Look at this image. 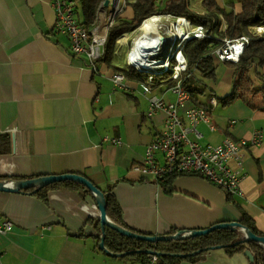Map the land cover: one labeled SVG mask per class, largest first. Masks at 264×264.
<instances>
[{
    "label": "crops",
    "instance_id": "0c3cea01",
    "mask_svg": "<svg viewBox=\"0 0 264 264\" xmlns=\"http://www.w3.org/2000/svg\"><path fill=\"white\" fill-rule=\"evenodd\" d=\"M217 2L229 9L223 0ZM233 9L241 12V4L235 2ZM122 11L125 18L133 16L126 4ZM154 18L158 19L146 21L118 41L116 54L122 55L128 46L127 64L129 54H135V42L142 44L139 36L147 23H156L152 29L168 40L164 56L172 47V29L179 26L183 34L184 21L170 26V15ZM161 18L166 20L159 22ZM55 21L51 0H0V177L82 175L101 191L112 190L125 225L147 235L206 229L240 221L244 214L254 219L264 235L262 81L259 86L237 84L238 97L221 107L219 102L209 105L213 91L207 99L198 96L216 125L211 130L205 122L198 124L203 134L200 144H217L227 137L250 139L256 131L263 134L261 143L246 147L243 194L229 198L223 188L198 175L176 177L173 192L167 193L154 178L134 167L143 163L147 146L164 129L165 113L149 116L148 97L175 101L170 86L164 83L151 88L144 81L127 78L126 87L116 86L111 79L114 67L99 61L94 68L73 54L69 39L55 30ZM193 45H189L190 54ZM214 62L222 63L215 58ZM248 71L240 73L249 76ZM261 72L264 75V68ZM178 112L188 125L184 108ZM107 138H119L122 143L112 144ZM96 204L94 193L81 188L53 189L46 200L32 193L0 191V221L14 223L10 232H0V264H142L138 257H118L96 246ZM178 264L252 261L244 251L229 254L219 248L200 261L184 259Z\"/></svg>",
    "mask_w": 264,
    "mask_h": 264
},
{
    "label": "trees",
    "instance_id": "16d2710c",
    "mask_svg": "<svg viewBox=\"0 0 264 264\" xmlns=\"http://www.w3.org/2000/svg\"><path fill=\"white\" fill-rule=\"evenodd\" d=\"M103 1L104 0H76V12L80 23L87 27L95 25ZM125 2L127 7L132 8L133 16L131 18H125L123 11L114 16V24L109 28L105 53L100 60L101 62L113 66L115 71L124 72L127 79L144 81L149 84L151 88L152 86L156 87L164 83L169 86L176 84L177 80L171 77V69L168 71L155 70L149 73L147 71H140L130 64L124 67H118L113 64V61L119 46L118 40L137 29L145 19L154 15L186 17L194 26H203L208 34L211 35L200 40H195L188 66V74L187 77L182 80V86L191 94V102L193 104L206 106L198 97L199 95H204L205 91L193 84V80L199 81L201 78H216L214 52L224 45L225 38L238 39L241 36L249 37V42L246 43L238 62H227L235 66L236 74L237 72L248 71L253 68L262 81L260 89L264 94V75L261 72V68H264V33L259 34L256 32L257 27H264V0L230 1L227 3L229 9L227 7H221L217 0H202L203 12L195 10L190 0H166L164 3H158V0H125ZM235 2L241 4L242 10L239 13H236L233 9ZM150 77H152L151 81H149ZM237 97L238 92L234 89L224 97H218L217 100L223 105H226L233 102ZM180 175L194 174L170 172L155 180L162 186L164 191L171 193L173 192V181ZM40 177L43 176L39 175L29 178L8 176L0 177V181L34 180ZM58 188H81L93 194L92 191L83 184L70 180L54 182L45 186L23 188L19 190V192L32 193L46 200L49 192ZM103 192L106 196V212L109 219L121 227L132 230L128 228L123 221L121 205L117 201L114 192L112 190ZM228 197L231 198L233 195L228 194ZM239 222L242 227H236L235 229L217 228L207 234L193 237L189 236L182 239L163 240L157 243L125 236L107 226L104 233V243L105 248L116 256L122 258L134 256L140 258L142 262L146 258V254L143 251L133 252L123 256L120 254L133 250L154 249L159 254L164 264H178L184 259L191 262L200 261L204 259L211 250L223 248L229 254L249 250L254 257L252 264H264V246L256 241H244L246 237L244 227L248 228L257 236H264L263 233L256 226L254 219L247 214H244ZM94 226L98 229V233L95 235L96 246L100 247L102 241L101 220L95 219ZM134 232L140 233L137 231ZM178 232L179 231L174 229L169 235ZM189 232L188 230H183L184 235ZM199 250L201 251L200 253L196 255L192 254Z\"/></svg>",
    "mask_w": 264,
    "mask_h": 264
},
{
    "label": "built area",
    "instance_id": "2783aa9c",
    "mask_svg": "<svg viewBox=\"0 0 264 264\" xmlns=\"http://www.w3.org/2000/svg\"><path fill=\"white\" fill-rule=\"evenodd\" d=\"M51 3L56 12L55 30L69 39V47L73 54L84 57L96 68L98 61L104 56L108 31L114 24V16L122 11L126 3L125 0H118L117 6L113 4L109 7H104L102 4L99 15L100 18L105 15L104 21H102V18L99 19L98 16L97 23L92 27H87L80 23L76 12V0H51ZM154 16L145 19L140 26L143 27V23L153 20ZM170 19V24L178 23L180 20L184 21L182 30L183 33L189 35V38L185 37L186 34L183 37L181 36L179 26L172 29V47L167 50L162 59L158 56L164 55L168 40H166V37L161 40L159 35L162 33L159 32L158 43L151 47V51L141 52L137 58H147V62L154 63L165 61L167 65L163 64L165 66L161 68H143L131 62V53L128 57V63L140 71L151 73L155 70L168 71L171 69V77L177 80L176 84L170 86V90L175 95V101L167 102L158 95L148 97V115L153 116L156 112H164V129L154 136L147 146L143 163L135 166L134 169L143 176H149L154 179L161 178L170 172L194 174L217 184L230 195L243 194L241 184L245 177V150L249 145L261 143L263 134L261 131H256L250 139L235 140L227 137L217 144L207 143L202 145L199 143V139L203 134L197 129L198 124L205 122L211 130H215L216 125L210 117L207 106L190 104L186 107V104L191 102V94L182 86V80L188 74L191 58L190 43L211 35L208 34L203 26H194L186 17L172 16ZM169 28L171 29V27ZM256 32L261 34L264 32V28L257 27ZM143 35L144 33L141 36ZM118 41L120 42L121 39ZM151 41L155 42V37H151ZM248 42V36H241L238 39L225 38L224 45L215 50L214 58L220 62H238ZM235 45L242 46L237 58L235 57ZM143 46H146L145 43H143ZM182 51H184L183 58L178 61ZM111 79L116 86L126 87V75L124 72L115 71ZM151 80L152 77L149 78V81ZM148 90V88L145 89L143 93L147 94ZM217 103V98L211 96L209 105L215 106ZM180 108L185 110L188 125L184 124L180 119L178 112ZM231 122L235 124L237 120L233 119ZM106 141L112 144L122 143L119 138H107ZM159 156H161V159ZM94 208L97 210L94 212V216L100 217L97 204L94 205ZM13 227L14 223L10 219L0 221V232L3 234L10 232ZM142 264L164 263L156 250L150 249L146 253V258Z\"/></svg>",
    "mask_w": 264,
    "mask_h": 264
},
{
    "label": "water",
    "instance_id": "95a60500",
    "mask_svg": "<svg viewBox=\"0 0 264 264\" xmlns=\"http://www.w3.org/2000/svg\"><path fill=\"white\" fill-rule=\"evenodd\" d=\"M111 5H113L111 0H104V2H103L104 7H109ZM170 17H172V16H170ZM170 26H171V24H170ZM159 37L161 40L165 39V35L160 34ZM66 180L81 183L84 186H86L89 190H91L92 193H94L96 201H97L98 209L100 212V217H98V218L101 220V229H102V241L100 243V248L104 249L106 252H108L110 254H113V253H111L108 249L105 248V243H104V237H105L104 233H105V229L107 226L115 229L116 231L122 233L125 236L136 238L138 240L153 242V243L163 241V240H174V239L186 238L189 236L193 237V236L203 235V234H207V233H209V232H211L217 228L235 229L236 227H242V225L239 221H234V222L217 223V224L212 225L206 229L192 230L188 234H185V235H184L183 231H179L178 233H175L172 235H147L144 233H136L132 230L121 227V226L115 224L114 222H112L109 219L107 212H106V196H105V193L103 191H101L96 185H94L86 177L79 175V174H75V173H66V174H61V175H47V176H43V177H40V178L34 179V180L27 179V180H22V181H16V182H13L12 184H9L8 181L3 180V181H0V191H19L23 188H28V187H32V186H45V185H48V184H51L54 182H61V181H66ZM244 230L246 233V237H245L244 241H256V242L261 243L264 246V236H257L254 233H252V231H250L246 227H244ZM141 251H143L146 254L150 250H133V251H128V252L122 253L120 255L121 256L129 255L133 252H141ZM200 252L201 251L199 250V251H196L192 254L196 255ZM244 253L249 257V259L251 261L254 259L252 253L249 250H246ZM182 256H185V255H182Z\"/></svg>",
    "mask_w": 264,
    "mask_h": 264
},
{
    "label": "rangeland",
    "instance_id": "374dc122",
    "mask_svg": "<svg viewBox=\"0 0 264 264\" xmlns=\"http://www.w3.org/2000/svg\"><path fill=\"white\" fill-rule=\"evenodd\" d=\"M124 1V0H123ZM202 0H190L191 5L195 10H202L203 6L201 3ZM226 4L230 1L236 0H223ZM103 20V19H102ZM166 19L161 18L159 22L164 21ZM262 31V30H261ZM139 33V32H138ZM264 33V32H263ZM127 48L124 49V52L121 54H116L113 64L118 67H124L127 65L126 62V53ZM158 57H164V55H160ZM216 67V78L215 79H207L201 78L199 81L193 80V84H195L198 88H202L205 91V94L201 96L202 99H207L209 93H215L216 98L224 97L225 95L231 93L234 90V86L237 84H241V86L250 87V84L255 86H259L260 79L254 69H250L247 73L249 76L242 75V73L238 72L233 76L232 70L233 66L229 63H219L218 65L214 62ZM218 101V100H217ZM220 107L223 105L219 102Z\"/></svg>",
    "mask_w": 264,
    "mask_h": 264
},
{
    "label": "bare ground",
    "instance_id": "6f19581e",
    "mask_svg": "<svg viewBox=\"0 0 264 264\" xmlns=\"http://www.w3.org/2000/svg\"><path fill=\"white\" fill-rule=\"evenodd\" d=\"M111 2L114 4V6H117V4H118V0H111ZM103 20L102 21H104V17H103V15H102V17H101ZM158 18H153V20H151V21H156ZM183 23V21L182 20H180V22H179V24H182ZM144 24V23H143ZM156 23H153V25H150V24H146L145 25V32H144V35L143 36H139V39H142V44H139V43H137V42H135V45H136V47L134 48V46H133V48H134V55L132 56H130V60H131V62H134L135 64H137V65H139V66H141V67H143V68H159V67H164L165 65H167V63L165 64V61H163V62H147L148 61V59L146 58V59H143V58H139V59H137L139 56H140V53L141 52H145V51H151L150 49H151V47L153 46V45H155V44H157L158 43V41H157V39H158V33H156V31H154V29H152V27L155 25ZM186 34V36L185 37H187V38H189V35L187 34V33H183L181 36L183 37L184 35ZM146 36V37H145ZM151 37L153 38V37H155V39H156V41L155 42H153V41H151ZM143 43H145V45L146 46H143ZM148 47V48H147ZM142 48V49H141ZM242 48V46L241 45H235V47H234V49H236V52H235V57L237 58V56H238V53L240 52V49ZM141 49V50H140ZM183 51L180 53V55H179V59H178V61H181L182 60V58H183ZM136 58V59H135ZM163 64H165V65H163Z\"/></svg>",
    "mask_w": 264,
    "mask_h": 264
}]
</instances>
